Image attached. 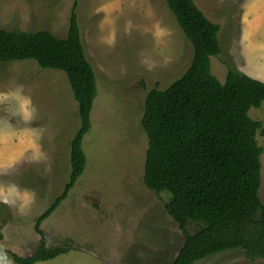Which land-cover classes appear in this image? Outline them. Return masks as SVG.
<instances>
[{
  "label": "rangeland",
  "instance_id": "1",
  "mask_svg": "<svg viewBox=\"0 0 264 264\" xmlns=\"http://www.w3.org/2000/svg\"><path fill=\"white\" fill-rule=\"evenodd\" d=\"M96 96L82 139L83 173L43 219L47 247L89 252L106 264H172L184 235L165 212L169 194L142 181L147 138L140 125L147 92L164 89L190 65L193 50L164 0H0V27L47 30L66 36L73 2ZM219 25L220 53L210 72L224 82L234 70L264 82V0H193ZM22 88L33 118L17 114L14 100L0 103V252L33 254L36 217L58 195L70 171L69 143L79 126L77 102L64 72L33 59L0 61V93ZM248 115L264 124V101ZM258 195L264 206V134ZM7 200V202H5ZM199 224L188 223V233ZM194 264H264L241 249Z\"/></svg>",
  "mask_w": 264,
  "mask_h": 264
},
{
  "label": "trees",
  "instance_id": "2",
  "mask_svg": "<svg viewBox=\"0 0 264 264\" xmlns=\"http://www.w3.org/2000/svg\"><path fill=\"white\" fill-rule=\"evenodd\" d=\"M164 1L193 55L179 78L147 92L140 125L147 138L143 184L169 194L165 212L184 235L172 264H194L231 249H241L249 260H264V206L258 195L262 148L256 140L257 133L264 134V124L248 115L264 101V82L234 70L219 82L210 72V58L220 53L219 25L193 0ZM72 5L63 38L47 30L0 27V61L33 59L42 68L64 72L79 118L69 143L67 181L35 219L39 242L33 254H12L15 264H31L69 249L47 247L39 224L67 196L86 164L82 139L90 127L96 84L81 42L76 1ZM188 223L199 227L188 233Z\"/></svg>",
  "mask_w": 264,
  "mask_h": 264
},
{
  "label": "water",
  "instance_id": "3",
  "mask_svg": "<svg viewBox=\"0 0 264 264\" xmlns=\"http://www.w3.org/2000/svg\"><path fill=\"white\" fill-rule=\"evenodd\" d=\"M31 264H106L99 257L83 251L72 248L66 252L59 253L51 258L37 260Z\"/></svg>",
  "mask_w": 264,
  "mask_h": 264
},
{
  "label": "clouds",
  "instance_id": "4",
  "mask_svg": "<svg viewBox=\"0 0 264 264\" xmlns=\"http://www.w3.org/2000/svg\"><path fill=\"white\" fill-rule=\"evenodd\" d=\"M12 99L17 105V114L20 115L25 121H30L33 118L34 108L32 107L31 99L23 95L22 88H18L14 93H0V103ZM3 190H0L2 195ZM7 202V200H5ZM6 259V253L0 252V264Z\"/></svg>",
  "mask_w": 264,
  "mask_h": 264
},
{
  "label": "flooded vegetation",
  "instance_id": "5",
  "mask_svg": "<svg viewBox=\"0 0 264 264\" xmlns=\"http://www.w3.org/2000/svg\"><path fill=\"white\" fill-rule=\"evenodd\" d=\"M69 249H72V248H69ZM69 249H68V250H69ZM83 251H84V250H83ZM65 252H66V251H65ZM60 253H62V252H60ZM57 254H59V253H57ZM57 254H55V255H57ZM55 255H54V256H55ZM52 257H53V256H52ZM49 258H51V257H49ZM45 259H47V258H45ZM43 260H44V259H43ZM35 261H37V260H35ZM33 262H34V261H33Z\"/></svg>",
  "mask_w": 264,
  "mask_h": 264
}]
</instances>
